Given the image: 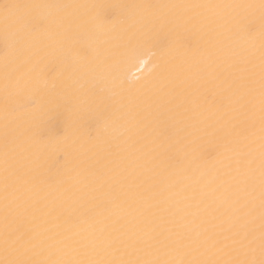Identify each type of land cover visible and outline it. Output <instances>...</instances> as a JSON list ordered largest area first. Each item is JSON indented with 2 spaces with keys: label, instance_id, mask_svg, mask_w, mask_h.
<instances>
[{
  "label": "bare ground",
  "instance_id": "obj_1",
  "mask_svg": "<svg viewBox=\"0 0 264 264\" xmlns=\"http://www.w3.org/2000/svg\"><path fill=\"white\" fill-rule=\"evenodd\" d=\"M2 3L0 262L259 261L264 0Z\"/></svg>",
  "mask_w": 264,
  "mask_h": 264
},
{
  "label": "snow or ice",
  "instance_id": "obj_2",
  "mask_svg": "<svg viewBox=\"0 0 264 264\" xmlns=\"http://www.w3.org/2000/svg\"><path fill=\"white\" fill-rule=\"evenodd\" d=\"M40 7L39 5L21 4V3H2L0 4V21L3 24V31L5 37L11 34L16 38L19 44L24 39L26 29L25 20L30 10ZM69 7V6H65ZM181 7V6H172ZM183 7H221L219 5H186ZM264 8V3H262ZM260 111H261V152H260V259L259 261L253 260H239V261H226L225 264H264V60L260 66ZM253 161H249L251 164ZM253 209L249 208L246 215H251ZM247 244H242L249 252H254L255 249L251 245L255 242V236L249 232L246 234ZM3 264V262H0ZM8 264H72V262H62L59 260H43V261H26V260H12ZM75 264H140L137 261L120 260L114 261H77ZM143 264H154L152 261H145Z\"/></svg>",
  "mask_w": 264,
  "mask_h": 264
}]
</instances>
